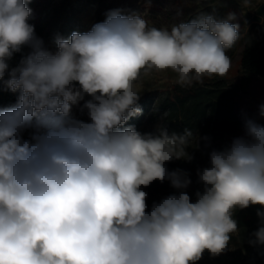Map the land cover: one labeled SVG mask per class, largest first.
<instances>
[{
  "label": "clouds",
  "instance_id": "9594fccd",
  "mask_svg": "<svg viewBox=\"0 0 264 264\" xmlns=\"http://www.w3.org/2000/svg\"><path fill=\"white\" fill-rule=\"evenodd\" d=\"M30 2L0 0V91L17 95L0 107V264H198L229 250L234 213L250 206L259 226L248 243L264 247V124L246 118L243 135L208 153L195 201L190 173L167 167L193 161L192 130L126 126L143 112L142 70H171L182 86L229 73L236 13L168 30L111 9L89 31L57 34L53 51L29 22ZM154 181L175 191L149 207L144 189Z\"/></svg>",
  "mask_w": 264,
  "mask_h": 264
},
{
  "label": "rangeland",
  "instance_id": "374dc122",
  "mask_svg": "<svg viewBox=\"0 0 264 264\" xmlns=\"http://www.w3.org/2000/svg\"><path fill=\"white\" fill-rule=\"evenodd\" d=\"M262 5L264 0H249L247 5L244 0H152L150 7L145 5L144 0H31L28 6L32 9L29 22L35 26L36 34L43 38L46 46L53 51H55L53 39L57 34L68 38L74 31L81 33L89 31L94 23L102 22L105 13L111 9H122L124 14L133 11L141 13L148 21L149 27L168 30L173 25L189 22L201 14H213L217 19H223L229 12L236 13L238 19L233 22L240 26L239 38L231 49L226 50L232 67L224 77H205L203 84L213 86L225 83L235 91L234 111L237 122L230 128L219 129L215 127L213 118L206 115L193 131V137L186 146L192 151L193 161L186 163L175 160L179 164L178 168L190 173L192 184L187 192L195 201L196 192L202 191V185L197 182L196 170L208 166V153L212 149L222 150L230 144L232 138L243 135L246 118L264 124V117L259 116V105L264 103V78H249L241 66L242 52L247 40L264 37V14L260 12ZM177 85H180L177 74L171 70H142L135 88L141 92L140 98L148 95L154 97L155 104L140 127L141 133L153 132L161 126L162 116L158 112L159 107L168 96L173 95ZM180 86L183 89L189 87ZM73 113L77 117H87L76 106L73 107ZM199 136L210 137V144L206 146L204 141L199 142ZM167 167L172 170L169 165ZM158 183L160 191L155 197L157 201L175 191L167 181ZM223 254L225 256L221 254L212 257L205 252L198 264H264V256H253L232 240L229 243V250ZM227 256L232 258L227 260ZM255 257H259V260H255ZM252 260L255 262L252 263Z\"/></svg>",
  "mask_w": 264,
  "mask_h": 264
},
{
  "label": "trees",
  "instance_id": "16d2710c",
  "mask_svg": "<svg viewBox=\"0 0 264 264\" xmlns=\"http://www.w3.org/2000/svg\"><path fill=\"white\" fill-rule=\"evenodd\" d=\"M260 12L264 14V5L260 8ZM28 52V48H23L21 52L15 53L9 62L10 67H15ZM241 66L242 71L249 78H264V37L247 40L242 52ZM235 94V91L225 83H217L213 86L195 83L187 89L177 85L173 95L168 96L159 107L158 112L162 116L160 127H166L169 133H183L186 128L193 132L200 125L201 120L206 115H210L216 128H230L237 122L234 111ZM16 99V94L7 90L0 91V107H8L14 104ZM138 103L143 110L142 114L132 117L126 126H135L139 131L146 115L155 104V98L144 96ZM78 118L87 119V117ZM168 165L172 170L179 166L175 161ZM144 190L148 193L147 203L150 207L153 201H157L155 197L160 191L158 181H154ZM258 207L250 206L235 212L234 217L238 221L239 228L237 234L232 235L231 240L253 256H264V247H253L248 243L249 234L259 226Z\"/></svg>",
  "mask_w": 264,
  "mask_h": 264
},
{
  "label": "crops",
  "instance_id": "0c3cea01",
  "mask_svg": "<svg viewBox=\"0 0 264 264\" xmlns=\"http://www.w3.org/2000/svg\"><path fill=\"white\" fill-rule=\"evenodd\" d=\"M222 256H225V254H222ZM226 258H227V260H230L232 257L230 258V257L227 256ZM255 260H259V257H255ZM251 262L254 263L255 261L252 260Z\"/></svg>",
  "mask_w": 264,
  "mask_h": 264
}]
</instances>
